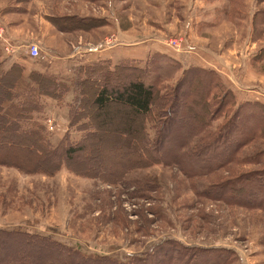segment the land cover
<instances>
[{"label": "rangeland", "instance_id": "1", "mask_svg": "<svg viewBox=\"0 0 264 264\" xmlns=\"http://www.w3.org/2000/svg\"><path fill=\"white\" fill-rule=\"evenodd\" d=\"M263 13L264 0H0V51L12 60L24 58L32 68L28 73L53 75L68 86L61 100L37 96L39 111L32 112L56 146L85 133L72 125V104L79 66L97 61L84 60V49L97 41L121 38L119 62L144 66L162 60L165 75L169 63L180 67L164 81L171 88L183 69L200 67L216 73L236 102L264 103ZM131 37L137 44H127ZM30 43L39 46L38 58L28 56ZM98 60L109 66L117 62L107 56ZM198 74L202 80L204 73ZM43 84H52V94L53 82ZM234 109L235 104L223 107L203 127L178 115L169 122L159 161H142L140 167L124 152L130 139L117 140L123 128L112 133L119 113L112 126L100 127L101 137L91 139L90 147L97 149L71 162V169L62 163L51 176L0 165V230L52 239L63 248H52L60 264H264V206L250 199L244 203L247 197L233 191L246 183L247 173L264 172V138L255 137L227 159L223 146L205 156L198 153L201 137L206 140L209 132L210 141L216 137ZM92 110L88 103L77 113L90 115L97 129L102 116L95 118ZM115 142L120 143L111 146ZM33 153L12 156L25 162ZM98 154L102 162L88 166L87 156ZM120 164L125 171L119 179ZM101 168L104 174L98 176ZM251 186L254 192L257 187ZM13 240H6L7 247L27 249Z\"/></svg>", "mask_w": 264, "mask_h": 264}, {"label": "trees", "instance_id": "2", "mask_svg": "<svg viewBox=\"0 0 264 264\" xmlns=\"http://www.w3.org/2000/svg\"><path fill=\"white\" fill-rule=\"evenodd\" d=\"M164 62L159 60L155 65L150 62L148 65L140 66L122 60L109 66L106 62L97 60L79 66L77 70L79 79L75 84L77 96L74 97L72 104L75 108L72 125H76L78 130L85 133L75 142L56 146L49 144L44 133L45 126L32 116V112L39 111L37 96L47 95L61 100L68 86L46 73L32 71L24 78L23 67L17 63H13L8 69H0V165L16 167L23 173L40 172L51 176L58 171L62 163L71 169V162L82 159L85 154L97 149L96 146L90 147L89 143L92 138L101 137L100 127L112 126L115 113L121 116L112 133L116 134L120 127L123 128L120 129V137L117 140L127 144L130 139L131 145L125 146L124 152L129 155L132 164L139 167L144 166L141 164L142 161H159L157 153L162 152L168 138L169 122L179 118L178 115L181 119H193L198 126L203 127L207 125V117H211L225 106L235 104L233 113L217 129L219 132L216 137L210 141L211 132L207 133L206 140L204 136L201 137L199 144L203 145L202 149L198 148V153L202 156L223 146L220 151L227 154H224V159L231 158L255 137L264 138V103L236 102L235 94L225 86L216 73L200 67L183 69V77L171 88L164 85V81L180 67L171 68L169 63L171 72L165 75L163 68H166L167 63ZM198 72L204 73L202 80ZM189 76L191 78L187 79ZM197 80H200V84H197ZM50 81L55 87L52 94L50 93L52 84L50 86L43 84V82L50 84ZM184 85L188 87L184 89ZM88 103L93 107L91 112L95 118L102 116L97 129L92 127L90 115L85 119L77 113L79 110L82 112V108L84 109ZM181 111L183 114H180ZM255 113H260L257 115L260 118L254 119ZM151 130L154 131V137L151 136ZM103 131L108 133L105 129ZM6 137H10L11 141H5ZM118 143L115 142L111 146ZM15 149L18 151H14ZM25 150L34 152L33 160L15 161L18 156L22 159L19 153ZM13 153L18 156H12ZM87 159H91V162H87L91 167L103 160L100 154L96 157L89 155ZM124 167L123 164L118 166L116 176L119 179L124 174ZM99 170L97 175H103L104 172L101 173L103 168ZM110 173L114 175L115 171ZM245 176L246 179L242 180L246 183L237 185L233 191L247 197V200L243 199L244 203H250L248 201L250 199L256 201L254 204L264 206V172H249ZM252 176L255 177L250 179ZM252 184H255L253 187H257L254 192L251 190ZM9 239H14L13 241L20 244L22 241L27 249L15 250L14 246L7 247ZM52 248L63 249L50 238L24 235L19 231L0 230V264H60L62 261H58L60 260L58 257H52Z\"/></svg>", "mask_w": 264, "mask_h": 264}, {"label": "crops", "instance_id": "3", "mask_svg": "<svg viewBox=\"0 0 264 264\" xmlns=\"http://www.w3.org/2000/svg\"><path fill=\"white\" fill-rule=\"evenodd\" d=\"M110 21L113 24L116 23V25H117L116 27H117V30L119 32L120 27H119V24H117L118 20L116 19L115 16H113V14H112V20H110ZM29 38H32V37H29ZM33 40L39 44L41 43V40H39L37 38H34ZM126 42H128L127 44H137L136 39H134L133 37H131V39L129 41H126ZM120 43H121V38H117V40H115V41L113 39H112V41H107V44H104L103 40L97 41L96 43L89 45L84 49V56H83L84 60H87V62H88V61H92V60L102 59V57L107 56V58H109L113 63H114L115 59H117V62H118V60L122 57V56H120V54H122V52H119L121 50V49H119V48H121ZM146 46H148V45H146ZM144 48L147 49V47H144ZM104 53H105V55H102ZM24 60H25L24 58L12 60L11 57L1 56L0 57V69H8L13 63H16V62L20 63L21 66L23 65V76H24V78H26L29 74L28 73L29 70H31L32 68L28 67V65L25 63L26 61H24ZM43 121H44V124L46 125V127L50 126V124H51L50 119H46Z\"/></svg>", "mask_w": 264, "mask_h": 264}, {"label": "built area", "instance_id": "4", "mask_svg": "<svg viewBox=\"0 0 264 264\" xmlns=\"http://www.w3.org/2000/svg\"><path fill=\"white\" fill-rule=\"evenodd\" d=\"M7 51L10 48L6 47ZM27 54L31 58H38L40 56V48L36 43H30L27 45Z\"/></svg>", "mask_w": 264, "mask_h": 264}]
</instances>
